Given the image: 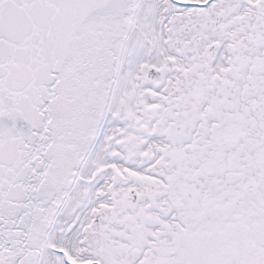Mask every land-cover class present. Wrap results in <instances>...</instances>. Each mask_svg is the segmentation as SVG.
Wrapping results in <instances>:
<instances>
[{
	"label": "snow or ice",
	"instance_id": "1",
	"mask_svg": "<svg viewBox=\"0 0 264 264\" xmlns=\"http://www.w3.org/2000/svg\"><path fill=\"white\" fill-rule=\"evenodd\" d=\"M0 264H264V0H0Z\"/></svg>",
	"mask_w": 264,
	"mask_h": 264
}]
</instances>
